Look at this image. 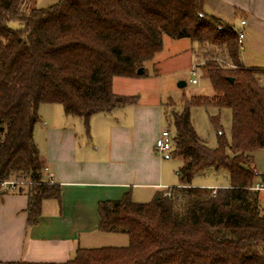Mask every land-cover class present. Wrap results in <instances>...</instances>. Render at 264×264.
<instances>
[{
	"label": "trees",
	"instance_id": "obj_1",
	"mask_svg": "<svg viewBox=\"0 0 264 264\" xmlns=\"http://www.w3.org/2000/svg\"><path fill=\"white\" fill-rule=\"evenodd\" d=\"M23 4L0 0V188L12 181L25 191L27 226L37 223L43 200L61 194L43 178L33 140L39 106L60 104L88 133L91 115L138 102L112 91L114 77L145 76L136 69L161 50L163 35L188 38L201 49L196 66L214 93L184 98L170 118L162 104L174 129L168 154L181 158L178 184L147 202L129 192L100 200L98 229L126 234L128 243L77 248L63 264H264V201L253 161L264 149V69L242 64L234 26L207 12L205 0H58L28 11ZM12 20L22 27L11 28ZM195 106L228 108L229 138L212 115L217 143L207 145L190 119ZM208 169L225 171L229 184H191Z\"/></svg>",
	"mask_w": 264,
	"mask_h": 264
},
{
	"label": "crops",
	"instance_id": "obj_2",
	"mask_svg": "<svg viewBox=\"0 0 264 264\" xmlns=\"http://www.w3.org/2000/svg\"><path fill=\"white\" fill-rule=\"evenodd\" d=\"M205 9L242 34V64L264 69V0H205ZM137 79L114 77L112 91L128 95L116 90V83ZM161 104L158 100L153 106H146L139 99L136 104L108 113H95L89 118L88 133L81 118L65 115L53 104H41L33 140L43 164V178L60 185V200H43L37 223L27 226L25 191H18L17 186H1L0 264H63L74 257L77 248L126 245V234L98 229L97 203L120 199L126 192L132 200L141 202L174 186L169 182L168 155L163 156L154 148L159 130L152 132L150 142L144 135L147 117L155 115L158 122L163 117ZM102 140L109 144L106 151L99 153ZM101 156L108 160H101ZM253 161L258 173L256 183L264 187L260 183L264 149L254 152Z\"/></svg>",
	"mask_w": 264,
	"mask_h": 264
},
{
	"label": "rangeland",
	"instance_id": "obj_3",
	"mask_svg": "<svg viewBox=\"0 0 264 264\" xmlns=\"http://www.w3.org/2000/svg\"><path fill=\"white\" fill-rule=\"evenodd\" d=\"M57 1L58 0H24L23 6H25V11H28L34 7H47ZM9 26L13 29H19L22 27V23L18 20H12L9 22ZM200 50L201 49H198V44L188 38L173 39L167 35H163L161 50L152 60L147 61L143 65L146 75L138 77L137 80L128 83H116V90L118 89L120 92L128 95H138L140 103L146 106H153L156 101L160 100L162 104L165 105L164 109L169 117L171 112L181 111L182 100L184 98L199 95L210 97L214 93L210 82L201 76V69L196 66V63L201 61V58L197 57V54L201 53ZM191 68H196L197 70L196 83H190L188 81L191 77ZM180 81H185V85L179 86L178 83ZM162 104L159 107L162 111L161 115H163ZM53 105L63 110L60 104ZM216 114L219 116V124L223 133L229 138L231 114L228 108L218 110L215 107L195 106L190 109V119L196 134L211 147H214L217 143V130L209 117ZM137 122L139 123L140 120H137ZM162 128H168V123L164 119V115L161 120L159 119V122L155 115L147 117L146 130L144 133L146 142H150L154 130H159L160 133ZM168 129L173 135V127L169 126ZM95 144L96 143H93V146H95ZM108 144L109 142L107 140L99 142V153L106 151ZM167 155L168 158H166V163L169 170V182L170 185H177L179 181L175 172L181 164V158L163 153V156ZM102 158L108 160L107 157L101 156V160H103ZM191 184L200 187H208L207 185L209 184L228 185L229 177L223 170L213 172L211 169H208L194 175ZM260 198L263 202L264 190L260 191ZM150 199L151 197H146V199H142L144 201L141 202H147Z\"/></svg>",
	"mask_w": 264,
	"mask_h": 264
},
{
	"label": "built area",
	"instance_id": "obj_4",
	"mask_svg": "<svg viewBox=\"0 0 264 264\" xmlns=\"http://www.w3.org/2000/svg\"><path fill=\"white\" fill-rule=\"evenodd\" d=\"M238 35V44L241 45V40H242V34L241 33H237ZM190 74L191 77L189 78V82L190 83H196V74H197V70L196 68H191L190 69ZM154 148L155 151H157L158 153H169L172 149V134L166 130L163 129L160 131L159 136L155 139L154 141ZM16 182H12V181H8V182H4L3 185H6L8 189H14L16 187ZM255 189H263L264 187L259 184L256 183L255 184Z\"/></svg>",
	"mask_w": 264,
	"mask_h": 264
},
{
	"label": "water",
	"instance_id": "obj_5",
	"mask_svg": "<svg viewBox=\"0 0 264 264\" xmlns=\"http://www.w3.org/2000/svg\"><path fill=\"white\" fill-rule=\"evenodd\" d=\"M143 71H144V68L143 67H139V68L136 69V73L137 74H142ZM230 80H232V79H230ZM178 85L179 86H184L185 85V81H180L178 83ZM260 178H261V180H264V175L263 174H260Z\"/></svg>",
	"mask_w": 264,
	"mask_h": 264
}]
</instances>
